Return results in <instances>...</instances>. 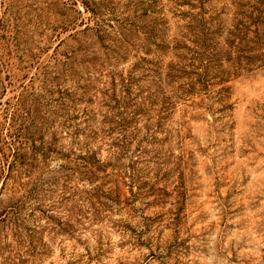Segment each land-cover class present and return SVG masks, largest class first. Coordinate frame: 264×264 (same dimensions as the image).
Listing matches in <instances>:
<instances>
[{
    "label": "rangeland",
    "instance_id": "374dc122",
    "mask_svg": "<svg viewBox=\"0 0 264 264\" xmlns=\"http://www.w3.org/2000/svg\"><path fill=\"white\" fill-rule=\"evenodd\" d=\"M202 1L0 0V264H264V0Z\"/></svg>",
    "mask_w": 264,
    "mask_h": 264
},
{
    "label": "trees",
    "instance_id": "16d2710c",
    "mask_svg": "<svg viewBox=\"0 0 264 264\" xmlns=\"http://www.w3.org/2000/svg\"><path fill=\"white\" fill-rule=\"evenodd\" d=\"M198 1L200 4V10L203 11L202 4L204 1H202V0H198ZM87 9H91V8H89L87 6ZM200 15H202V14L200 13ZM260 22H264V9L260 13L258 18H254L252 20V23L255 26H258ZM199 23H200L199 28L197 30L195 27L192 26V23H189L188 27L197 36L196 37L197 40H195V43L200 47V49L204 50V53L199 55V57L197 58L200 62L201 69L203 71L200 75L202 78L203 76H207L209 74L210 68L213 69V71H215V70L219 69V67H222L223 61L220 59H218V60L212 59V54L216 53L215 52L216 46L219 45V43L217 42V37L219 36L220 32H217V30L208 26L203 15L200 17ZM162 28H163L162 25L154 26V29L152 28V30L150 32H146L147 34H146L145 40L148 43L147 44L148 47L153 46L155 48L154 50L147 48V50H146L147 54L154 53L155 55L166 56L170 51L178 50L180 48L177 44L173 47L169 46V44L166 43V40H157V36L153 32V30L161 31ZM230 43H231L232 48H239L240 44L242 43V37H240L238 41H234V42H230ZM184 47L187 48L186 46H184ZM151 61H153V60H150V62ZM215 61L217 62L216 64L220 63V66H218V65L216 66L214 64ZM157 64H158V62L156 64H153L154 68L157 67L156 66ZM178 70L179 69H177L176 66L173 64L170 66L169 70H167L166 75L171 77V79H172L171 81H174L176 78H178L175 74H173L175 72H178ZM157 72L160 75L159 79L156 82V86H157L158 90H157V92H150V94L147 98V100L152 102V104H156V102L158 101L157 99H155L157 96L162 95V94L165 96V86L163 84V69L161 68V69L157 70ZM125 92L127 94L131 95V85L125 87ZM189 93H191V91ZM153 97H155V98L153 99ZM143 103H146V101ZM164 103H166L165 100H163V104ZM125 121H126V118L124 116H121V121H120L121 124H124ZM121 131H124V130L121 129ZM122 143L123 144H118L116 146L121 148V149H124L125 141L122 140ZM119 148H117V149H119ZM89 158H95V155H91V156H89Z\"/></svg>",
    "mask_w": 264,
    "mask_h": 264
}]
</instances>
